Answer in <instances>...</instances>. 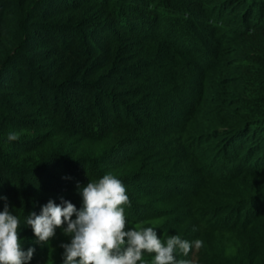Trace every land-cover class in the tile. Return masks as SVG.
<instances>
[{"label": "trees", "instance_id": "16d2710c", "mask_svg": "<svg viewBox=\"0 0 264 264\" xmlns=\"http://www.w3.org/2000/svg\"><path fill=\"white\" fill-rule=\"evenodd\" d=\"M108 173L128 229L203 241L177 259L264 264V0H0V211L26 264L71 242L26 217Z\"/></svg>", "mask_w": 264, "mask_h": 264}, {"label": "clouds", "instance_id": "9594fccd", "mask_svg": "<svg viewBox=\"0 0 264 264\" xmlns=\"http://www.w3.org/2000/svg\"><path fill=\"white\" fill-rule=\"evenodd\" d=\"M18 139V133L8 134L9 141ZM82 197L80 209L69 200L62 204L50 200L39 215L32 212L26 217L25 223L32 227L39 243H47L58 227L71 236L70 243L61 245L65 250L63 264H149L145 253L155 254L151 264H192L177 259V255L187 257L193 246H203L202 240L190 242L179 235H170L162 242L152 226L128 229L124 206H130V199L122 181L111 173L90 181L82 188ZM19 227L18 216L5 205L0 211V264L32 260L35 249L23 250Z\"/></svg>", "mask_w": 264, "mask_h": 264}]
</instances>
